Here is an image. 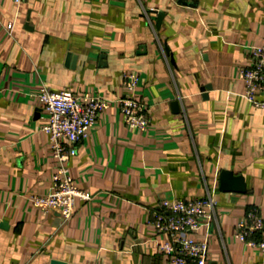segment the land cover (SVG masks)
I'll return each instance as SVG.
<instances>
[{
    "label": "crops",
    "instance_id": "obj_1",
    "mask_svg": "<svg viewBox=\"0 0 264 264\" xmlns=\"http://www.w3.org/2000/svg\"><path fill=\"white\" fill-rule=\"evenodd\" d=\"M263 43L264 0H0V264H165L162 201L209 195L194 234L208 264H264L237 236L249 211L264 219V108L240 75ZM126 72L139 74L146 130L124 121ZM42 85L108 100L70 160L92 196L67 220L31 201L57 166ZM223 170L245 190H220Z\"/></svg>",
    "mask_w": 264,
    "mask_h": 264
},
{
    "label": "built area",
    "instance_id": "obj_2",
    "mask_svg": "<svg viewBox=\"0 0 264 264\" xmlns=\"http://www.w3.org/2000/svg\"><path fill=\"white\" fill-rule=\"evenodd\" d=\"M16 2L19 4L21 0ZM13 25H7L10 32ZM249 56L250 62L240 70L245 83L244 96L255 107L264 108V43L253 45ZM138 82L137 72L124 73L123 85L127 93L119 98V105L126 124L146 130L150 118L145 103L135 96ZM36 97L47 112V122L42 129L48 135L57 166L51 192L32 195L31 201L44 211H58L62 219L67 220L74 213L77 199L88 200L92 196L74 180L70 160L77 154L78 144L95 128L108 100L100 95L82 99L70 89L52 90L45 85L39 88ZM214 205L215 199L210 195L162 201L153 225L158 232L168 236L159 244V249L166 255L165 264H208V241L197 239L194 234L201 226L200 219L209 216ZM263 227L264 219L253 209L237 224V236L264 251V238H256V233Z\"/></svg>",
    "mask_w": 264,
    "mask_h": 264
},
{
    "label": "water",
    "instance_id": "obj_3",
    "mask_svg": "<svg viewBox=\"0 0 264 264\" xmlns=\"http://www.w3.org/2000/svg\"><path fill=\"white\" fill-rule=\"evenodd\" d=\"M156 13H157L156 26L157 28H159L161 26L163 17L165 16V11L160 10V11H157ZM219 188L220 190H225V191L226 190L244 191L245 190L244 177L241 175H234L233 172H230L228 170H223L220 173V187Z\"/></svg>",
    "mask_w": 264,
    "mask_h": 264
}]
</instances>
